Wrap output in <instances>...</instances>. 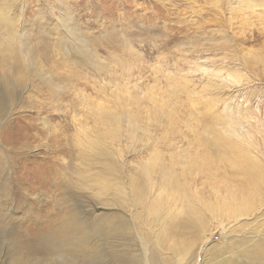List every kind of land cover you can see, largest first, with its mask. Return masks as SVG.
Listing matches in <instances>:
<instances>
[{
    "label": "rangeland",
    "instance_id": "374dc122",
    "mask_svg": "<svg viewBox=\"0 0 264 264\" xmlns=\"http://www.w3.org/2000/svg\"><path fill=\"white\" fill-rule=\"evenodd\" d=\"M229 2L237 5L235 0H43L44 5L0 0V10L16 4L22 11L21 40L10 44L6 24H0V91L15 99L7 112H0V217L10 220L16 232L15 243L0 249V264H146L145 250H155L162 264H174L167 245L161 241L158 252L154 235L144 232L148 217L142 208L125 206L116 191V181L124 193L125 187L135 191L147 163L174 168L200 197L213 204L221 200L225 215V210L246 211L252 201L258 205L264 199V24L244 23L240 5L231 11ZM50 7L58 18L71 12L79 28L74 35L72 29H61L59 43L53 44L75 52L72 39L80 34L94 46L102 72L80 68L63 52L47 49L52 40L44 34H53ZM225 35L231 45L222 47ZM198 53L209 66L231 68L235 80L189 73ZM50 80L73 88L53 91ZM226 104L250 134L237 145L230 141L235 151L211 136L201 145L206 126L221 137ZM99 106L126 113L118 138L96 115ZM130 119L140 126L135 133ZM87 129L108 140L113 161L121 167V177L106 192L85 181L103 169L100 164L89 169L83 158L80 141ZM238 152L257 163L246 161L243 167L252 168L260 181L247 184L246 192L255 195L243 205L236 178L247 180L249 174L227 163ZM183 157L190 173L180 163ZM201 160L206 166L197 169ZM207 167L220 179L225 176L218 198L213 194L220 184L208 178ZM154 178L164 198L174 203L166 179L158 173ZM226 186L241 205L231 206ZM257 209L262 212L229 239L221 227L208 233V242L198 246L196 264H264L263 258L245 253L248 248L264 252V206Z\"/></svg>",
    "mask_w": 264,
    "mask_h": 264
},
{
    "label": "bare ground",
    "instance_id": "6f19581e",
    "mask_svg": "<svg viewBox=\"0 0 264 264\" xmlns=\"http://www.w3.org/2000/svg\"><path fill=\"white\" fill-rule=\"evenodd\" d=\"M38 2L39 5H44L43 0H38ZM235 4L240 5V8L242 9V13H240V15H242L244 23L253 19L257 20L261 24H264V0H235ZM237 5L234 6V3L229 2L228 6L230 7L231 11H238ZM2 8L3 9L0 10V24H6V36L9 40V43L12 44L15 38H18L19 40L22 38L21 35L17 34L19 27L22 25V20L20 19L22 11L19 10V5L16 4L3 5ZM49 9L53 13L54 7H50ZM67 12L62 13L60 18L55 16L53 13V20L51 23L53 34L49 32L48 36L44 34L43 37H47L48 41L52 40L51 44H47V49L52 47L53 49H57L60 54L63 52L64 56H66V58L68 57L70 63H74L80 68L90 66L95 71L102 72L101 62L96 56V50L94 49V46H91L88 41H85L86 38L84 39L80 36V34L75 35V37L72 39L74 41L73 47L76 49L75 52L70 50L66 52L65 48H63L60 44V46L58 44H53L54 42L59 43L60 35L58 31L61 29H72L70 30L72 34L79 29L74 27L76 26V22L73 20L71 12ZM40 29L45 31L44 26H41ZM224 42H228L231 45V37L228 35L223 37L222 47L224 46ZM124 44L126 47H128L127 42ZM28 46L31 47L30 42ZM229 50L230 52L237 53V50H232L231 46ZM28 51L32 54V50L28 49ZM196 52L198 51H195V53ZM227 55L230 56V54ZM231 57L234 58V56ZM234 59L235 61H238L237 57ZM206 60L207 59L203 60V58L199 56V53L194 58L192 57V62H190L192 67L189 69V73L193 75H201L202 78H208V80L223 78L226 75L230 78L231 83L235 80L234 72L231 70V68L224 67L223 63L221 65L209 66ZM224 63L228 64L227 60ZM227 79L226 77L224 78L225 81H227ZM48 85L53 91H58L60 89L66 91L73 88L71 84L61 85L57 82H54L53 80H50ZM9 96V92L0 91V112H7L8 108L11 107L15 101L14 96ZM225 111L227 112V115L224 118L225 122L222 124V128L219 126V128L223 131L221 137L217 136V131L214 132L211 126H206L205 131L207 133L204 131L203 140L200 139L201 145L203 144V141L207 140L208 136H211L213 139L223 143L227 150L230 151L231 149L235 151L236 147L231 145L230 141L235 142V145H237L239 140L245 139V136L250 134L245 126L242 125V119L240 118L237 111L231 108V105L226 104ZM96 115L101 121H104L103 125L105 127L108 128L109 126L111 129H113L111 136H115V139L118 138V134H120V129L122 126V119L127 117L126 113L124 114L123 111H119L113 114L105 107L99 106ZM129 127L131 129V133H135L140 129L139 124L131 119L129 121ZM88 132H90L89 135H87ZM84 134L86 135L80 141V144L82 145V150L84 152L83 158L89 163V165H87L88 168L91 169L98 164L102 165L103 167V169L99 170V172L94 175L93 179H90L89 177L85 179V181L88 184L100 186V190L102 192H106L108 189H110V187L113 186V179H119L121 177V167L113 161V152L108 145V140L101 138L99 134L93 129H87L84 131ZM104 134L105 133H102V135ZM228 155L229 154H225L223 159H225ZM89 161H95V163H90ZM180 161V163L184 164V169L189 171V165L186 164L187 162H185L187 161V157H183V160L181 159ZM246 161L257 165V163L252 159L247 158L244 154L239 152L237 153L236 158L233 159L231 156L227 159V163L232 169L246 170L249 174L247 180L236 178V183L238 184L237 187L243 194V198L241 200L242 205L245 204V201L247 202L250 200V196L253 194L255 195V192H246L247 184L253 183L254 186H258L260 183L252 168L243 167V163ZM196 165L197 169H203V167L206 166L203 160H201L200 163H196ZM158 167L160 171L156 172L155 170ZM206 169L208 170L207 174H209L208 178L213 179L216 182L218 181L220 184L217 192L215 194L212 193L215 198H218V196L220 197L223 194L222 187L224 185L222 182L225 176L221 177L220 179V175L216 171L208 167ZM157 173L160 175L161 179H166L168 185L171 186L172 191H174V203H171L170 199L164 198L163 193L165 191L161 188H158L159 184L154 178ZM190 175L192 177H196L198 173H192ZM140 178L141 181L139 182L138 186H135V191L125 187L124 193L121 189L122 185L117 181L116 183L118 185L116 191L119 193V198L125 202V206L127 203H130L133 208H136V206H140L142 208V212L146 217H148L147 222L144 223V232L148 231L150 232H146L148 235H154V243L156 244V249L158 252L161 251V241H163V245H167V248L170 252V258L172 261H174V264H196L197 256L199 254L198 251L201 244L208 242V233L213 234L216 228L221 227L223 237L225 239H229L233 233L239 229H242V227L246 226L262 212V210L257 209L258 207L262 208L264 206V199L260 202L258 201L259 206L257 205V200H254L252 201L253 203L247 206L248 210L246 209L245 211L244 208L225 210L227 212V215H225L222 214V209L225 208L220 204L222 203L220 202L221 200H216L217 204H213L211 201L205 200L204 196L203 198L200 197L198 188L192 187L190 183H184L180 175L176 174L174 168H172L170 171L166 167L147 163L144 173L140 175ZM215 181L214 183H216ZM225 188L229 195V200H232L230 203L231 206L238 207L241 205L239 202H236V200L234 201L236 196L234 194L233 188L228 186ZM176 205H179V209L176 208ZM190 206L192 209H187ZM242 218L245 219L244 221L248 222L242 223ZM146 238L149 240L148 237ZM145 251L146 264H162L158 253L155 250L153 252H148L147 250ZM245 253L247 256L252 258L264 259V252L260 250L258 251L256 248H248L245 250ZM185 260H188V262L185 263Z\"/></svg>",
    "mask_w": 264,
    "mask_h": 264
},
{
    "label": "clouds",
    "instance_id": "9594fccd",
    "mask_svg": "<svg viewBox=\"0 0 264 264\" xmlns=\"http://www.w3.org/2000/svg\"><path fill=\"white\" fill-rule=\"evenodd\" d=\"M16 241L15 228L10 220L0 217V249L8 248Z\"/></svg>",
    "mask_w": 264,
    "mask_h": 264
}]
</instances>
